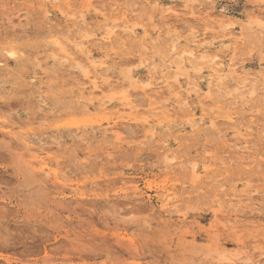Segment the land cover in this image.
<instances>
[{
	"label": "rangeland",
	"instance_id": "rangeland-1",
	"mask_svg": "<svg viewBox=\"0 0 264 264\" xmlns=\"http://www.w3.org/2000/svg\"><path fill=\"white\" fill-rule=\"evenodd\" d=\"M68 2L72 9L64 14L58 4ZM127 4H134L130 19L138 24L131 38L124 36L119 21ZM193 10L235 24L228 40L211 34L200 44L210 45L211 54L221 53L225 65L239 45L238 75L245 79L251 74L259 93L255 103L264 102V0H0V51L20 50L18 58L0 52V127L14 124L8 130L27 138L29 145L0 133V264H217L222 252L226 258L220 264H264V120L256 119L255 154L245 162L238 159L242 149L234 125L225 111L211 112L215 102L208 97L233 103L227 100L236 94L235 81L219 80L200 59L180 60L183 49H196L185 41L187 29L171 56L166 52L172 45L168 29L154 48L151 40L142 41L143 26L150 32L172 27L174 11L183 28L196 26L189 15ZM113 31L124 38L107 43ZM55 36L66 40L84 65L89 63L86 46L95 62L110 54L108 65L117 66L115 75L105 78L114 76L118 88L100 81L106 91L94 89L84 71L53 48ZM160 52L169 55L165 61L173 66L168 81L180 75L186 94L197 89L179 102L186 105H175L176 111L168 106L174 126L158 125L164 109L153 108L142 92L149 89V71L157 65L152 87L160 88L158 102L172 99L161 77L167 70L159 68ZM182 63L184 72L178 70ZM199 66L202 72L193 69ZM252 83L239 88L249 89ZM80 86L91 94L82 96ZM124 91L133 94L139 107L130 108ZM239 105L234 111L248 125L252 108ZM203 108L209 113L205 122ZM218 114L211 127L210 117ZM188 119L194 122L185 123ZM81 120L90 124L70 127ZM169 194L170 206H179L182 215L161 211Z\"/></svg>",
	"mask_w": 264,
	"mask_h": 264
},
{
	"label": "bare ground",
	"instance_id": "bare-ground-1",
	"mask_svg": "<svg viewBox=\"0 0 264 264\" xmlns=\"http://www.w3.org/2000/svg\"><path fill=\"white\" fill-rule=\"evenodd\" d=\"M136 1H138V0H136ZM145 1H148V0H145ZM71 3H73V2L71 1ZM71 3L68 2V4H66L65 7L63 6L64 8L62 7L61 4L60 5L58 4V7H59L58 9L64 10V14L65 13H69V11L72 9V4ZM134 4H127V6H126L127 8L124 10V13L122 14V16H121V18L119 20L120 23L124 25V30H123L122 33L124 34L125 37H129V38L136 37V31H137V27H138V24H131V19H130V16H131V13H132V10H133L132 7L134 6ZM83 8H88V6L86 5ZM189 8H190L189 6H186L185 9H189ZM199 11H200V8H199ZM81 13H82V10H81ZM173 13L174 14H173L172 17L176 19V20L174 19L176 22H175V24L172 27H167V28L166 27L165 28L164 27H155L150 32V30H148L149 29L148 27L146 28V26H143L144 38L142 39V41L145 42L147 40H151L152 42L150 41V44H151L150 46L153 45L152 47L154 48V45H156L157 43L159 44V42H162V40H164V38H165V37L163 38V36H165L164 35V31H165V29H168V33L166 35H167L168 39L172 40V45L171 46H167L169 48V50L166 51V52H168V54L171 56L173 53L175 54V51L177 50V48H176L177 46L176 45L178 43H180V41L182 39L181 34H183L182 33L183 30L187 29L189 31L190 35L188 36V38H186L185 41L187 42L189 47L192 48V46H193V47H196V49H194L192 51H189L187 48L183 49L182 52H181V55L183 57L181 56L180 60L181 61L184 60L185 59L184 56H187L188 59H194V60L200 59L201 60V64H206L204 66L209 68L210 70H212L215 73V75L219 78V80H223L226 77V79H228L229 82L230 81H235V86H236L235 92H236V94L234 92H233V94L231 93L232 99L228 98V100H227V101L233 100V103H231L229 105H224V101H221L220 98H219L220 96L214 97L213 95H209L208 97L212 98L214 100V102H215L214 107L212 109H210V110H211V112H214V113L215 112L219 113L220 111H225V113L227 115H225L224 117L226 118L227 121L231 122L234 125L235 133H236V140L238 142L239 148L242 149V151L237 152L240 155L238 157V159H241L244 162L248 161V160H251L253 154H255L253 152V149H252L254 147V143H253L252 139H253V135H254L255 130H256L255 128L259 127V125L256 124V119L257 118H262L264 120V108H262V106H264V102H261V103H258V104L255 103L256 102L255 99L257 98V96H258L257 94H259V93H256V91H258V90H256V88L254 86V83H252L253 81H251L248 78V76H250L251 74L248 73L246 76H244L245 79L240 78L239 75H238L236 67L240 64V60H242L241 58L243 56V54L241 53V51H242L241 47L239 48V45H236L235 47H233V49L231 50V54L232 55L228 59V64L225 65V60H224L223 56L220 55L221 53L211 54L212 48H211L210 45H208V44H200L201 43V39L204 40V38H205L204 36H207V35L209 36L211 34L217 35V37L221 38L223 42L228 40L229 38H227V37L228 36H230V37L232 36V32L235 29V24H233V23L226 24L224 22V20L215 21V20L211 19L209 15H206L205 17H201L200 15H198L199 12H195L193 10V11L189 12V15L191 16L190 18L196 22L194 24L196 26H191L190 25V26H187V28H183L182 25L179 24V22L182 21L183 19L180 18V15H178L179 14L178 12L174 11ZM76 14L78 15L79 13L75 12L74 15H76ZM165 20L166 19H164V17H162V22H166ZM152 33H154V35L157 36L156 39H154V40L152 39L153 38L152 37L153 36ZM117 36H119V35L116 34L114 31L111 32V34L106 39L107 43H110V44L114 43L115 40H117V38H118ZM120 38H122V37H120ZM242 38H244V37H242ZM241 41L244 43V39H241ZM236 42H238V41H236ZM243 43H241L240 45H242ZM85 44H87V43H84L82 45L84 46ZM96 44H98V43H96ZM121 44H125V41L123 40L121 42ZM51 45L53 46V48H57V49H59L62 52L61 54H63V56H64L63 57V61L71 62L72 66L75 69H79V70L84 71L86 79L90 82V85L92 87H94V89H98L100 91H103L104 88L102 89V87H103L104 84L106 86H108V88H111V90H116L118 88V86H114L115 84L113 85V83H112V81H113L112 77H114V76L109 77V78H107V77L105 78V75H108L109 73H111V75L112 74L115 75L114 73H115V69H116V66H117V64H114L113 66L112 65L111 66L108 65L109 58L111 57L110 54H107L106 60L98 63V62H95V60H94L95 59V55H94L93 50L91 49V47L86 46V48H85V50L83 52H84V55H85V59L89 63L87 65H84L82 63L83 61L79 60V58H78L79 56L78 57L75 56V54L72 52V48H71L70 44L66 40L61 38L60 36H55L53 41H51ZM76 46L78 47V45H76ZM98 49H101V48L99 47ZM113 51L117 52V50H113ZM0 52H5L6 54H9V56L17 57V55L20 53V50L18 51V50L11 49L10 47L9 48L6 47V48H3L2 51H0ZM144 52H146V51H144ZM168 54H166L164 52V55H161V52H160L159 57L161 56L162 60L161 59L160 60L163 62V64L159 68L166 67V70H167V71H165V70L161 71V77L165 79L166 87L168 88V92H169V94L172 97L170 102H168V103L167 102L166 103H159L158 100H160V97H161V92L159 91L160 88L158 90V89H155V87L154 88L152 87V82L155 80V77H156L155 76V71H157V67H158L157 65L152 67V69H150V71H149L150 72V74H149L150 75V77H149L150 80H149V84H147V87L150 86L149 89H143L142 92L144 93V96L146 97L145 100L148 101L153 108L156 109V108L162 107V109H164L161 112L163 114V116L157 118L158 125H167V126L173 125L174 126V125H176L175 120H173L174 114L171 111L170 107H168V106L173 107V110L176 111L175 110L176 109L175 105L179 104V102L184 100V99L188 100L191 97L190 94L192 93V91H194L193 93H197V89H196V86H194L193 88H195V89L192 90L191 92H187V94H186L185 91H188L189 89L187 88L188 89L187 90L186 88H184L179 83L180 82L179 81L180 75H177L172 82L168 81L166 76H167L168 72L173 69V66L172 65L167 66V61H165V59L168 58V56H169ZM146 56H147V54H146ZM139 57H140L141 61H143V65L144 64L146 65L147 64L146 63L147 62V58L145 56H143L142 53L139 54ZM204 66L193 67V69L196 70V72H202V70L204 69ZM178 67H179L178 70H181L182 72H184L186 70L184 68V64L183 63L180 64ZM96 69H100L102 73H95L94 71ZM128 78L131 79L132 77L128 76ZM100 81L103 83L102 86L100 85V83H101ZM248 81H250V84L252 83L253 85L251 87H248L249 89H247V88L245 90L241 89L242 87H247V86H245L246 85L245 82H248ZM232 84L234 86V83H232ZM232 84L229 83V85H232ZM239 84L240 85L245 84V85L240 86ZM239 86L241 88H239ZM89 89H90L89 87H82V86L77 88V90L80 92V94L82 96H85L87 93L91 94ZM104 90L106 91V89H104ZM121 94H122L121 96L123 98H125V102L130 106V108L136 109L137 107H139V105L135 104V100H134L133 94L131 92H129V91L125 92L124 91V93L122 92ZM215 94H219V93L215 92ZM228 94H230V93H228ZM92 100L90 99L91 102H93ZM187 103L188 102H186L184 104H179L178 106H179V108H181L183 105H186ZM238 103H240L239 106L252 108L251 121H250V123L248 125L244 124V118L245 117H243V115H240V112H238V111L235 112L234 111L235 107H236V104H238ZM255 108H257V109H255ZM203 112H204L203 113V118H202L201 121L205 122V117L208 116L209 113L204 108H203ZM218 117H220L219 114L218 115H213L212 117H210V120H211L210 125H211V127H215L216 120H217ZM144 120H145L144 122L148 123L150 121V118L147 117ZM81 122H83V123H81ZM88 122H90V121H88ZM88 122H84L82 120L80 122L73 121L70 124V127H74L75 129H81V128H84V127L88 126L90 124ZM184 122L185 123H191V122H194V121L191 120V119H188V120H185ZM4 123L6 125H9L11 128L14 127V124H10L9 122H4ZM9 126H7V129H5L4 127H0V133L2 135H4V137H7L11 141H19V142L21 141L23 144L26 145V147L29 148V145H28V142H27V138L25 139V138L21 137V135H18L17 133L15 134L12 129L8 130L10 128ZM114 127L120 129V127H119V125L117 123L115 124ZM105 131H107V129ZM22 135H24V134H22ZM30 151H31V149H30ZM46 165H47V163H46ZM193 166H194L195 169H197L198 166H199V162H196ZM215 172H217V170H215V171L213 170V173H215ZM214 175H215L214 176V180H216V178H218V174H214ZM86 196L87 195L83 194V195H81V198L84 199ZM171 196H172L171 194L165 196L164 203L160 207L161 211L164 212V213H167L169 215H171V214H173L175 212L177 213L178 216L182 215L181 212H180V209H179L180 207L179 206L176 207L175 209H172V207L170 206L171 203H170L169 200H170ZM239 197H245V195H243V196L241 195ZM173 199H171V200H173ZM83 204H86V203L84 202ZM224 254L225 253L222 252V254H220L218 256L219 259H217V261H218L217 264H220V262L222 260L224 261V259L226 258L224 256Z\"/></svg>",
	"mask_w": 264,
	"mask_h": 264
}]
</instances>
